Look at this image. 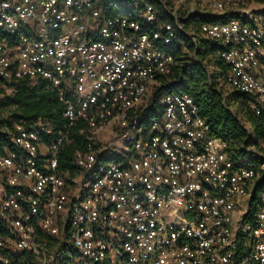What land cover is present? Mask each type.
I'll return each instance as SVG.
<instances>
[{"label":"built area","instance_id":"1","mask_svg":"<svg viewBox=\"0 0 264 264\" xmlns=\"http://www.w3.org/2000/svg\"><path fill=\"white\" fill-rule=\"evenodd\" d=\"M188 1L235 15L199 33L224 47L223 100L242 93L264 115V10ZM140 17L107 16L97 0H0V78L45 82L66 121L5 129L0 264H264V139L234 158L185 92L164 93L144 118L181 25L147 29L149 4ZM75 126L84 141L70 172L60 150Z\"/></svg>","mask_w":264,"mask_h":264},{"label":"trees","instance_id":"2","mask_svg":"<svg viewBox=\"0 0 264 264\" xmlns=\"http://www.w3.org/2000/svg\"><path fill=\"white\" fill-rule=\"evenodd\" d=\"M258 1L264 3V0ZM99 4L107 16L124 15L138 19H141L145 5L149 4L154 13V21L144 25L147 29L162 30L165 23H174L175 18L182 24L181 29L176 28L175 37L167 45L174 57L173 69L153 91L141 113L144 118L161 113V96L164 93L185 92L193 97L210 127L211 135L224 140L227 151L234 158L249 156L248 148L259 146L260 140L264 139V115L246 114L245 120L251 131L244 127L239 115L243 113L241 105L245 102L244 94L233 92L224 100L222 97L224 75L228 69L219 55L224 47L199 33L202 24L227 22L235 17L234 14H213L199 10L187 14L186 17H176L162 0H100ZM184 49L188 51H183ZM2 85L12 90L9 95L4 96L5 105L11 109L12 121L31 123L44 119L54 129L62 128L66 124L56 90L48 87L45 82L37 81L32 85L21 80L6 84L0 78V88ZM0 92L3 93L2 89ZM12 121L0 122V145H10L5 129L12 127ZM77 127H71L72 143L60 150V168L70 172L74 170L70 163L71 155L84 140L75 132ZM262 184L264 177L259 181V185ZM23 256L28 260L27 255Z\"/></svg>","mask_w":264,"mask_h":264},{"label":"rangeland","instance_id":"3","mask_svg":"<svg viewBox=\"0 0 264 264\" xmlns=\"http://www.w3.org/2000/svg\"><path fill=\"white\" fill-rule=\"evenodd\" d=\"M162 1L166 2V5H167L168 9L172 13H174V15L176 17L177 16H185L186 17L187 14H190L193 11H199L201 9L203 10V6H200L197 3H192V2H190L188 0H162ZM97 2L99 4L100 0H97ZM244 2H245V4L247 6L255 9L257 12L260 11V9L264 10V3H261L258 0H244ZM216 12L220 13V11H218V10H213V14H217ZM179 25L182 26L181 23H179ZM194 38H196V36H194ZM183 51L187 52L188 50L184 49ZM162 81H163V79H162ZM5 83L6 84H10L9 82H5ZM1 89H2L3 93L0 92V122H2V121H12L13 119L10 116L11 109L8 106L5 105L6 99L4 98V96L5 95H9L12 90L9 87L4 86V85L1 86L0 91H1ZM241 108H242L243 113L239 114V115H240V117L242 119V123H243L244 127L246 129H248V131H251V127H250L249 123L246 122V120H245V117H246L245 115L248 114V113H251L249 108L246 106V101L244 103H242ZM19 122H23L26 125H30L32 123H35V122L27 123L26 121H19ZM12 123L15 124L17 122L12 121ZM111 129H112L111 126H107V128L99 135L98 140H100L102 143H106L108 141L109 137L111 136V132H110ZM82 138H84V137H82ZM70 139H71V141L69 143H72L73 138H72L71 134H70ZM258 145L260 146V144H258ZM65 146H67V145H65ZM259 146L248 148L249 149V153L251 154L252 153V149H257V147H259Z\"/></svg>","mask_w":264,"mask_h":264},{"label":"crops","instance_id":"4","mask_svg":"<svg viewBox=\"0 0 264 264\" xmlns=\"http://www.w3.org/2000/svg\"><path fill=\"white\" fill-rule=\"evenodd\" d=\"M5 192H7L5 188H0V196H2Z\"/></svg>","mask_w":264,"mask_h":264}]
</instances>
